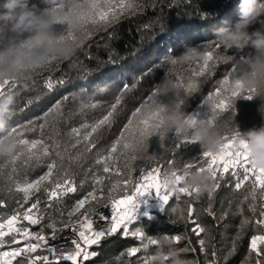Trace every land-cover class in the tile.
I'll return each mask as SVG.
<instances>
[{
  "label": "snow or ice",
  "instance_id": "snow-or-ice-1",
  "mask_svg": "<svg viewBox=\"0 0 264 264\" xmlns=\"http://www.w3.org/2000/svg\"><path fill=\"white\" fill-rule=\"evenodd\" d=\"M42 7L46 6L42 5ZM143 7L138 0H72V3L65 7L66 16L57 20L67 25L66 30L59 36L73 41L75 50L81 49L97 31L110 28L125 15H134L142 11ZM225 12L226 8L220 10V21H226ZM70 18L75 19L74 25ZM258 22L264 24V17L259 18ZM108 35L111 36L112 33L109 32ZM174 38L191 41L194 44L199 39L193 34L182 32L175 33ZM241 49H234L233 54H239V60L244 61L250 53L240 54ZM228 50L218 43H213L205 53L204 59L194 61L195 67L192 68L185 82H181V78H176L179 91L175 93L177 96L175 103L179 107L184 98L197 94L203 78L210 76L216 70L217 63L222 60L221 54ZM68 59L69 57L65 59L49 57L47 64L37 66L32 75H39L40 71L49 69L53 61ZM191 63L192 61H189L190 66ZM75 66L76 62L65 66V74ZM237 75V65L232 64L217 82L214 90L208 91L201 99V104L206 106L205 118L218 120L223 125L232 124L231 116L223 118V114L229 109H232L234 114L235 98H253L254 90L243 88L236 78ZM122 78V69L119 66L107 69L104 76L105 80L112 82L121 81ZM66 82L67 75L57 78L54 84L49 78L46 86L52 89L54 86H63ZM17 85L8 81L0 83V94H4L9 89L13 90ZM129 91V85L124 83L114 95V102L92 100L81 103L75 111L82 116L83 122L67 128L64 132L59 129V122L67 123L64 111L67 97L57 100L39 117L26 122V127L22 128L20 125L8 127L6 131L16 137V149L11 157L3 158L4 165H0V180L4 182L3 190L11 192L14 186L15 192L21 193L22 198L14 201L15 207H12L10 213L0 211V264H85L90 257L97 254L89 250L90 246L99 245L102 239L116 234L118 230H121L120 235L130 236L139 241L137 246L127 247L115 257L120 264H129V260L122 258L125 256L132 258L139 252H143L144 255L138 259L137 264H167V256L157 260L153 254H150V248L157 245V238L160 235H166L185 255L194 252L190 240L180 246V242L187 239L183 233L153 236L146 234L141 226L130 227L132 221L136 219L134 215L137 207L136 198L146 193L156 194L161 209H164L169 201H175L176 203L169 205L165 211L176 213L179 209V216L184 219V209L179 207L182 196L189 197L190 201L200 198L195 195V188L183 183L182 169L192 168L207 171L213 178V188L208 191L209 198L212 197L213 189L218 188L222 180L228 181L225 186H233L236 190L248 187L244 201L250 200L248 211L251 215L245 217L241 210L240 224L237 226V233L233 237L232 248L228 255L235 252L236 240L242 239L243 231L249 228L252 234L247 243L248 254L242 264H264V169H256L251 164L246 143L235 128H229L223 133L216 151H207L201 147L202 151L195 160L182 162L176 157L174 153L179 146L177 144L176 147L164 148L161 152L162 156L163 152L171 153L170 158L164 159L163 163L157 161L156 154L150 155L147 151L148 138L157 134L156 130L161 118L160 110L156 107L161 103L154 95V88L143 97L139 106L128 116L127 122L110 147L96 152L94 163L100 167L91 174L92 190L75 200L67 211V219L63 218V212L59 213V219H54L50 212L46 213L53 202L60 205L67 194L77 191L76 174L71 165L85 158L96 147L95 134L104 126L111 127L118 114V106L122 104ZM89 109L98 110L91 119L88 118ZM69 112L72 110L69 109ZM191 114L194 118L198 117V113ZM50 126L52 133L46 134L45 129ZM25 132L34 133V136L29 138ZM158 134L163 147L165 137L163 133ZM178 138L180 142L196 141L190 136L182 138L178 136ZM78 147L80 151L72 155V150ZM138 148L143 149L140 156L137 155ZM120 157L126 160L124 165L126 172L115 163ZM144 159L153 160L154 165L148 168L141 167L139 175L134 176L133 162ZM5 165L8 166L7 171L4 170ZM37 171L40 174L32 178V173ZM165 172L174 177V187L170 188L164 179ZM105 180L111 182L106 195ZM84 183L85 180L81 179L80 185L83 186ZM40 191L46 195L45 211L41 210L39 197L34 201L30 200L34 192ZM10 201L11 197L9 201L0 199V209H6ZM103 201L107 202L106 206H110V216L103 215L93 207V203L100 205ZM205 211L209 216L214 217L211 203ZM186 213L185 224L191 225V231L197 237L199 251L205 257V264H219L215 250L212 251L211 258H208L210 241L206 239L207 229L199 222L193 203H187ZM97 219L104 224L97 227ZM22 221H26L27 224ZM31 226H37L38 230H32ZM69 228L74 234L71 239L72 247L68 250H58L57 246L50 243L49 237L55 240L59 232ZM211 246L215 248L214 244ZM228 255L224 257L225 260ZM192 261L193 264H198V261Z\"/></svg>",
  "mask_w": 264,
  "mask_h": 264
},
{
  "label": "trees",
  "instance_id": "trees-1",
  "mask_svg": "<svg viewBox=\"0 0 264 264\" xmlns=\"http://www.w3.org/2000/svg\"><path fill=\"white\" fill-rule=\"evenodd\" d=\"M142 4L143 10L136 12L134 15H125L115 25L106 30H99L86 41L81 49H76L74 54L68 60L59 62L53 61L49 69L40 71L39 75L33 74L28 80L22 84H18L13 89L15 93L13 114L8 121L9 126L15 127L20 125L26 127V122L39 117L57 100L67 97L65 116L67 123L60 121L59 129L64 132L67 128L77 126L82 121V116L76 113V108L83 102L100 100L107 103L114 102V95L124 83L130 87L122 104L118 106V114L114 119L111 127H102L97 134L96 147L82 158L74 162L71 167L75 175L76 188L75 193L67 194L60 205L54 202L52 207L46 210L52 214L54 219H59V213H64V219H67V211L75 203L76 199L82 198L88 191L92 190V181L90 179L92 172L98 171L100 166L94 163L96 152L98 150H106L111 143L119 135L120 129L127 122L128 116L142 102L143 97L151 92L156 82L162 76H167L175 82L176 78H181V82H185L195 62L183 60L182 54L187 46L204 47L205 42L212 40L211 29L219 24L220 10L226 8V21L230 22L235 19L234 9L238 0H138ZM42 7V5H39ZM208 14L207 16L205 14ZM216 13V15H211ZM259 22L254 23L256 27ZM66 23H54L53 32L59 36L66 30ZM112 33L111 36L108 33ZM177 32L190 33L199 39L195 44L191 41L174 38ZM234 49H229L222 54L230 56L233 61L239 60V54H233ZM249 50L243 48L240 54L247 55ZM233 61L221 60L217 63L216 70L210 76L204 77L200 83L199 90L196 95L184 98L180 108L185 113H198L197 118H205L206 106L201 104V99L207 95L208 91L214 90L217 82L227 73V70L233 64ZM76 62V66L67 74L64 67L69 63ZM119 66L122 69L123 78L121 81L112 82L105 80L106 70ZM67 75V82L63 86H54L50 89L46 86V81L50 78L54 84L57 78ZM183 94L181 93V96ZM176 94L168 93L165 96H159L158 100L161 104L175 103ZM63 102V101H62ZM261 101L258 98L245 99L237 97L234 100L233 108L223 114V118L231 116L232 123L239 132L247 131L253 127H260L262 121L258 106ZM69 109L72 112H69ZM88 118L91 119L97 114L98 110L89 109ZM51 125V121H50ZM226 132L231 124L224 125ZM46 134L52 133L51 126L45 129ZM29 138L34 133L25 132ZM148 153L156 154V160L163 163L164 159L170 158L171 153L161 152L164 148L176 147L174 155L182 162L195 160L199 157L202 149L198 141L189 142L187 140L180 142L176 133L169 131L163 140V147L159 134H153L148 138ZM80 151V148L72 150V155ZM138 156L142 155L137 153ZM67 163V159H66ZM117 166L124 168L126 160L124 157L116 160ZM0 165H4V159L0 158ZM133 175L138 176L141 167L148 168L154 165V161L144 159L142 161H134ZM4 170H8V166H4ZM40 174L39 171L32 173V178ZM84 179L83 186L80 180ZM228 181L222 180L218 188L213 189L212 197L209 198L208 192L203 193L199 200L190 201L189 197L182 196L179 207L184 209V219L179 216V209L176 213L165 211V209L176 203L169 201L164 209L160 208L159 198L155 193H146L137 200V212L134 213L136 219L132 221L130 227H143L148 235L157 234H185L187 239L180 242L183 246L191 241V247L194 252L187 253L192 260L198 261V264H205V257L199 251L197 237L191 231V225H186L187 219V203H193L195 214L199 222L207 229V237L210 241L208 246V258H211L213 250L217 253L219 264H242L247 256V243L252 234L249 228L242 233V239L236 240V250L228 255L232 248L233 237L237 233V226L241 220V210L245 217L251 214L248 211L249 201H244V197L248 193V187H242L236 190L233 186H225ZM111 186L109 180L104 181V192L107 194L108 188ZM4 189V182L0 180V199L11 201L7 204L6 209L0 211L11 212L15 207L14 201L22 198L21 193L15 192L14 186L11 192ZM40 198L41 210L45 211L44 204L47 203L46 195L43 191L34 192L30 196V200ZM243 201V203H242ZM212 205L214 217L209 216L205 211ZM107 202L103 201L100 205L93 203V207L103 215L110 216V206H106ZM47 218V217H46ZM46 222V221H45ZM25 225L26 221H22ZM103 221L97 219V227L102 226ZM32 230H38L37 226H31ZM46 231H50L46 229ZM120 231L110 237L102 239L99 245L90 246V251L97 254L90 257L85 264H120L115 257L121 251H125L127 247L137 246L139 241L133 237H125L120 235ZM71 229H65L59 232L57 238L52 240L51 244L58 247V250H68L72 247L71 239L73 237ZM215 245V248L211 246ZM156 246L150 248V254H154ZM144 255L139 252L132 258L123 257L129 260V264H137L140 257ZM228 255L227 260L224 257Z\"/></svg>",
  "mask_w": 264,
  "mask_h": 264
},
{
  "label": "clouds",
  "instance_id": "clouds-1",
  "mask_svg": "<svg viewBox=\"0 0 264 264\" xmlns=\"http://www.w3.org/2000/svg\"><path fill=\"white\" fill-rule=\"evenodd\" d=\"M72 0H0V83L22 84L28 80L37 66L47 64L49 57L65 59L75 52L73 41L57 36L53 25L58 19L66 16L65 7ZM45 5L46 7H40ZM235 19L221 21L212 27V40L205 42L204 47L187 46L182 59L197 61L205 58V53L213 43L226 49L249 50L250 55L244 61L235 60L221 54V59L233 61L237 65V79L243 88L253 89V98H258V106L264 121V24L257 23L264 17V0H238L234 9ZM71 23H76L70 18ZM176 82L166 75L154 86L155 97L168 93H177ZM15 93L9 89L0 94V158H9L16 149V137L6 130L13 114ZM160 110V124L157 133L164 137L173 131L181 138L190 136L207 151L219 148L225 127L218 120L194 118L185 113L176 103L157 104ZM230 128L236 126L232 123ZM246 143L251 164L256 169H264V122L260 127H253L240 132ZM143 149L138 148L142 154ZM179 161H177L178 163ZM183 183L196 189V196H201L213 188V178L207 171L182 169ZM164 179L169 187H174V177L165 172ZM157 260L167 256V264H193L191 258L183 253L166 235L157 238L153 254Z\"/></svg>",
  "mask_w": 264,
  "mask_h": 264
},
{
  "label": "built area",
  "instance_id": "built-area-1",
  "mask_svg": "<svg viewBox=\"0 0 264 264\" xmlns=\"http://www.w3.org/2000/svg\"><path fill=\"white\" fill-rule=\"evenodd\" d=\"M137 212V210L135 211V213Z\"/></svg>",
  "mask_w": 264,
  "mask_h": 264
}]
</instances>
